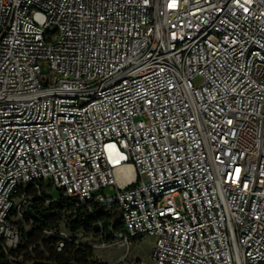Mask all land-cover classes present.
Wrapping results in <instances>:
<instances>
[{
	"label": "built area",
	"instance_id": "obj_1",
	"mask_svg": "<svg viewBox=\"0 0 264 264\" xmlns=\"http://www.w3.org/2000/svg\"><path fill=\"white\" fill-rule=\"evenodd\" d=\"M33 229L264 264V0H0V260Z\"/></svg>",
	"mask_w": 264,
	"mask_h": 264
},
{
	"label": "trees",
	"instance_id": "obj_2",
	"mask_svg": "<svg viewBox=\"0 0 264 264\" xmlns=\"http://www.w3.org/2000/svg\"><path fill=\"white\" fill-rule=\"evenodd\" d=\"M42 188V198L35 199V208L37 209L38 221H45V215L48 212L46 206H44V199L46 197H52L51 195V185L50 184H41ZM54 210H57L56 216H62L63 208L56 207ZM56 218L52 220H46L45 226L49 227L54 224ZM105 220V218H103ZM107 224V219L104 222ZM81 225H74V230H80ZM39 241H42L41 246H38L34 253H27L28 247L30 245L36 244ZM19 253L24 252L25 261L32 264H97L96 261L91 260L92 255L94 254L90 248L80 249L75 245H69L65 252L58 253L56 248L53 246V240L45 239L43 233L37 229H33L30 234L25 238L24 244L18 250ZM14 264H19V262H13ZM0 264H11L4 256L1 257Z\"/></svg>",
	"mask_w": 264,
	"mask_h": 264
},
{
	"label": "rangeland",
	"instance_id": "obj_3",
	"mask_svg": "<svg viewBox=\"0 0 264 264\" xmlns=\"http://www.w3.org/2000/svg\"><path fill=\"white\" fill-rule=\"evenodd\" d=\"M51 195L52 197H58L59 193L57 192V190H54V191H51ZM153 242H154V239L146 238L142 241H137L133 243L129 250L128 259H130L131 261L135 259H145L147 261L150 258V255L152 252ZM124 251L125 250L123 249H113V250L106 251V252H98L92 255L91 260H94L96 262H99V261H102V262L111 261L112 262L113 260H116L117 258H123ZM17 253L18 255H17L16 262H19V264H32V263H28L25 261V258L23 256L25 254L24 252H21V253L17 252ZM49 264H53V263H49Z\"/></svg>",
	"mask_w": 264,
	"mask_h": 264
},
{
	"label": "bare ground",
	"instance_id": "obj_4",
	"mask_svg": "<svg viewBox=\"0 0 264 264\" xmlns=\"http://www.w3.org/2000/svg\"><path fill=\"white\" fill-rule=\"evenodd\" d=\"M128 176L127 181L133 179V170L130 166L123 167V169L119 172V176ZM122 183V181H121Z\"/></svg>",
	"mask_w": 264,
	"mask_h": 264
},
{
	"label": "water",
	"instance_id": "obj_5",
	"mask_svg": "<svg viewBox=\"0 0 264 264\" xmlns=\"http://www.w3.org/2000/svg\"><path fill=\"white\" fill-rule=\"evenodd\" d=\"M30 211V210H29Z\"/></svg>",
	"mask_w": 264,
	"mask_h": 264
}]
</instances>
